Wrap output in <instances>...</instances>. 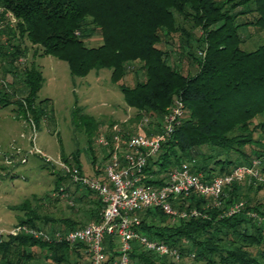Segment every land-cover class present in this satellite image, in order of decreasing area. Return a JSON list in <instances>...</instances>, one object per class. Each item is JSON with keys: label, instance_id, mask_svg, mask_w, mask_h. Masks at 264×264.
Masks as SVG:
<instances>
[{"label": "trees", "instance_id": "obj_1", "mask_svg": "<svg viewBox=\"0 0 264 264\" xmlns=\"http://www.w3.org/2000/svg\"><path fill=\"white\" fill-rule=\"evenodd\" d=\"M178 18L191 22L201 41L202 55L193 73H183L170 60V51L162 48L168 36L185 32L177 24ZM0 25V36L6 37L0 42V80L6 84L0 82V107L13 105L18 117L36 124L46 115L48 99H37L44 77L32 61L36 55L51 54L65 60L72 78L84 77L90 70L110 69L114 83L125 75L131 62L138 61L142 78L133 86L118 85L125 104L137 110V121L144 114L162 117L175 99L183 103V114L171 135L158 153L147 159V184L162 185L168 173L184 162L207 181L237 166H250L253 160L259 161V172H264V142L255 137L258 129L264 131V122L254 124L264 115V0H0ZM95 34L102 42L85 45ZM259 34L262 40L256 47H241L248 37ZM73 118L97 128V122L78 106ZM69 158L62 159L81 169L77 154ZM247 177L250 188L255 183L259 189L264 186L253 175ZM69 181L65 173L58 175L54 201L60 200V187L68 191V186L61 184L69 185ZM242 184L241 180L224 186L219 207L203 195L174 199L175 208L201 210L202 215L188 219L172 220L159 208L145 209L139 213L138 229L149 239L176 248L180 259L190 258L192 264H264V221L257 222L249 213L254 210L264 218V212L244 199ZM79 187L75 185L76 190ZM82 188L90 198L72 196L73 203L82 208L72 205L71 210L81 211L86 222L98 221L100 200ZM242 199L240 211L225 214L231 204ZM26 204L23 201L17 206L26 211L18 225L47 228L52 234L83 225L72 216H39ZM104 246L103 264H113L118 257L116 237L106 235ZM42 254L54 264H69L71 254H76L81 264L88 262L86 246L80 242L46 241L25 233L0 234V264H43L39 260ZM129 257L131 264H173L170 257L146 250L138 242L132 243Z\"/></svg>", "mask_w": 264, "mask_h": 264}, {"label": "rangeland", "instance_id": "obj_2", "mask_svg": "<svg viewBox=\"0 0 264 264\" xmlns=\"http://www.w3.org/2000/svg\"><path fill=\"white\" fill-rule=\"evenodd\" d=\"M177 24L185 32L182 34L174 32L168 36L162 48L170 51V60L183 73H193L197 68L196 61L202 55L198 47L201 41L197 40L193 32L198 33V31L191 22L183 21L181 18L177 19ZM261 35H251L241 44V47L247 50L253 49L261 42ZM5 38L1 35L0 42H4ZM101 42V36L95 34L85 40V45L97 46ZM31 52L32 50L29 49V60L32 56ZM32 61L39 66L44 77L37 99H48L44 104L46 115L36 124L31 119L27 121L18 117L13 105L0 107V230L3 232L2 235L18 225L19 218H26V211L17 208L23 201H26V206L35 210L39 216L54 218L72 216L82 220L83 225L86 224V220L82 219V212L74 213L70 207L73 205L75 208H82L81 204L73 203L72 195H70L72 191L86 195L82 187L76 190L72 183L61 184L64 187L68 186V191H64L60 200L52 199L56 191L54 188L57 177L59 174H64L59 165L60 162H64L63 156L69 158L72 153L77 154L81 170L88 175H93L96 171L95 167L103 166L105 161L106 150L97 141L102 134L109 136L115 128L128 134L154 132L158 127H162L166 114L162 117L144 114L137 121L134 117L137 110L125 104L118 85L133 86L137 79L142 78L143 74L138 68L141 63L138 61L130 63L128 71L117 83L111 81V71L107 68L98 71L90 70L84 77L72 78L67 62L54 55H36ZM75 106L81 108L82 113L91 116L97 122V128L85 124L84 119H74ZM259 121L264 122V115L258 116L254 124ZM255 137L262 138L264 142V131L258 129ZM247 150L249 147H246ZM71 164L75 165L72 162ZM258 176L260 179H257L264 183V172H259ZM248 178L250 177L246 175V179L242 180L240 192L250 206L256 205L261 212H264V186L259 189L258 183H255L253 188H250L247 184L250 180ZM88 198L90 197L86 195L84 200ZM240 201L244 206V200ZM249 213L257 222L264 221L261 214H257L256 211L252 210ZM47 226H50L49 223ZM32 249L37 252L39 250L36 247ZM39 260L43 264L53 263L51 260H46L43 254ZM78 260L76 254H71L69 264H81ZM169 260L173 264H192L190 258L179 261Z\"/></svg>", "mask_w": 264, "mask_h": 264}, {"label": "built area", "instance_id": "obj_3", "mask_svg": "<svg viewBox=\"0 0 264 264\" xmlns=\"http://www.w3.org/2000/svg\"><path fill=\"white\" fill-rule=\"evenodd\" d=\"M0 82L6 85L4 80ZM182 114L183 103L175 99L163 118L160 131L156 133L128 134L115 128L109 136L102 134L97 140L106 150L101 175H88L76 165L59 163L60 169L72 184L87 188L97 195L101 203L98 221H89L78 228L65 232L56 231L54 234L47 228L37 229L26 224L16 225L5 233L12 235L25 233L46 241L54 238L69 244L83 243L88 254L87 264L104 263L106 235H113L117 240L118 257L113 264H131L129 253L133 242H138L146 250L179 261L180 254L176 248L149 239L139 231L141 222L139 213L148 208H159L172 220L199 216L202 213L198 208L178 209L172 205V201L178 197L183 199L191 194H197L209 197L211 205L219 207L224 186L241 181L246 175L260 179L258 160H253L250 166H237L229 173L217 175L209 181L204 180L201 174L191 172L189 163L184 162L168 173L162 185L147 184L144 173L147 159L158 153ZM63 190V187L59 188L60 195H64ZM242 207L243 202H235L225 210V214L232 215ZM1 233L3 232L0 230Z\"/></svg>", "mask_w": 264, "mask_h": 264}, {"label": "crops", "instance_id": "obj_4", "mask_svg": "<svg viewBox=\"0 0 264 264\" xmlns=\"http://www.w3.org/2000/svg\"><path fill=\"white\" fill-rule=\"evenodd\" d=\"M102 167H103V166H101V167L96 166L95 169H99L101 172H100V171H99L98 173L94 172L93 175H94V174H95V175H101V174L103 173V168H102ZM70 195H72V196H77V195H81V193L77 194L76 192H73V191H72V193H70Z\"/></svg>", "mask_w": 264, "mask_h": 264}]
</instances>
